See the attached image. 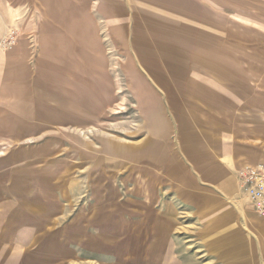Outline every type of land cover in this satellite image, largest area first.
I'll use <instances>...</instances> for the list:
<instances>
[{"label": "rangeland", "instance_id": "374dc122", "mask_svg": "<svg viewBox=\"0 0 264 264\" xmlns=\"http://www.w3.org/2000/svg\"><path fill=\"white\" fill-rule=\"evenodd\" d=\"M197 7L220 9L223 17L229 9H264V0H0V39L6 30L18 32L17 44L0 50V235L17 230L11 246L0 242L3 263L149 264L141 247L147 233L131 232L130 224V211L140 217L146 208L152 241L169 242L170 264H208L193 230L177 222L174 200H140L143 186L99 167L100 152L124 143L131 108L120 75L119 21H168ZM72 71L95 77L104 96L113 84L112 97L126 109L105 107L91 122L89 98L77 95L81 89L88 96V83H74ZM80 105L83 121L76 124Z\"/></svg>", "mask_w": 264, "mask_h": 264}, {"label": "crops", "instance_id": "0c3cea01", "mask_svg": "<svg viewBox=\"0 0 264 264\" xmlns=\"http://www.w3.org/2000/svg\"><path fill=\"white\" fill-rule=\"evenodd\" d=\"M199 10L168 21H119L120 75L131 108L124 143L100 152L99 167L118 179L123 171L127 185L143 186V193L135 192L140 200H174L177 222L193 230L208 264H264V217L236 183L240 168L264 166V38L254 40L258 32L264 37V9H229L223 17L220 9ZM71 73L74 83H88V96L81 89L77 95L89 98L91 122L105 107L121 104L112 97L113 84L104 96L95 77ZM74 108L79 124L83 106ZM148 216L146 208L140 217L130 211L131 232L147 233L141 247L149 264H170L169 242L152 241ZM16 232L0 235V242L12 244Z\"/></svg>", "mask_w": 264, "mask_h": 264}, {"label": "built area", "instance_id": "2783aa9c", "mask_svg": "<svg viewBox=\"0 0 264 264\" xmlns=\"http://www.w3.org/2000/svg\"><path fill=\"white\" fill-rule=\"evenodd\" d=\"M18 32L9 29L0 39V50H10L18 42ZM236 183L241 193L247 198L254 213L264 217V166L242 167L236 172Z\"/></svg>", "mask_w": 264, "mask_h": 264}]
</instances>
